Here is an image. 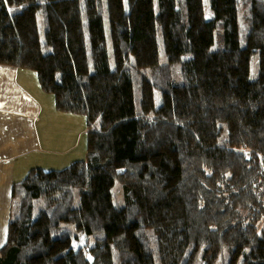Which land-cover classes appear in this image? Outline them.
Returning <instances> with one entry per match:
<instances>
[{
  "label": "trees",
  "instance_id": "trees-1",
  "mask_svg": "<svg viewBox=\"0 0 264 264\" xmlns=\"http://www.w3.org/2000/svg\"><path fill=\"white\" fill-rule=\"evenodd\" d=\"M0 64L90 125L0 264H264V0H0Z\"/></svg>",
  "mask_w": 264,
  "mask_h": 264
},
{
  "label": "crops",
  "instance_id": "crops-1",
  "mask_svg": "<svg viewBox=\"0 0 264 264\" xmlns=\"http://www.w3.org/2000/svg\"><path fill=\"white\" fill-rule=\"evenodd\" d=\"M55 103L52 93L42 89L35 70L0 64V247L8 238L13 185L31 169L52 170L48 164L54 162L64 168L85 158L75 151L85 147L86 118L59 112ZM72 131L74 140L68 134ZM56 149L62 152L52 153Z\"/></svg>",
  "mask_w": 264,
  "mask_h": 264
},
{
  "label": "rangeland",
  "instance_id": "rangeland-1",
  "mask_svg": "<svg viewBox=\"0 0 264 264\" xmlns=\"http://www.w3.org/2000/svg\"><path fill=\"white\" fill-rule=\"evenodd\" d=\"M206 4H207V9H208V0H206ZM112 48V47H111ZM110 56H111V60H112V62H113V55H112V52H111V54H110ZM146 74L148 75L149 73L148 72H146ZM258 75H259V60H258V54H255L253 57H252V60H251V74H250V78L251 79H255V78H257L258 77ZM137 92H138V89H137ZM53 95V94H52ZM54 96V95H53ZM55 98V97H54ZM55 105H56V103H55ZM56 109L59 111V112H64V111H62V110H59L58 108H57V106H56ZM80 115H82L84 118H86V123H87V125H88V128L90 127V125H89V121H88V117H87V115H85V114H80ZM93 126H95V124H93ZM69 135H70V137H71V139H75V136H76V132L75 131H72V132H69L68 133ZM84 134H85V147L83 148V149H79V148H75L76 149V153L78 152V153H80V154H84V156H85V158L87 157V150H88V144L86 143V135L88 134V129H87V131H85L84 132ZM62 152V149H56V150H53L52 151V153H55V154H60ZM81 159H84V158H81ZM74 161V160H73ZM73 161H71L70 162V164L67 166V167H69L70 165H71V163L73 162ZM48 166H50V167H52L53 169H64V168H66V167H64L63 168V166H61L60 165V163H58V162H54V163H49L48 164ZM57 167H62V168H57ZM14 186H15V184L13 185V188H14ZM19 188H21V186H18ZM13 188H12V192H13ZM22 189V188H21ZM12 193H11V200H12ZM17 198H18V196H17ZM12 208V209H11ZM12 210H14V208H13V206L11 205V203H10V207H9V222H10V216H11V213L13 212ZM12 226V225H11ZM10 225H9V228H8V233H7V235H8V238H7V242L9 241V240H12V239H14L15 238V234H16V229H17V227L14 225V226H12L11 227ZM46 234H48L47 232H45V233H42V234H40V235H38L37 236V238H42V237H44ZM6 242V243H7ZM5 243V244H6ZM4 244V245H5ZM1 248V247H0ZM103 256L105 257V261H106V264H112V256H111V254H110V252L108 251V248L107 249H104V252H103Z\"/></svg>",
  "mask_w": 264,
  "mask_h": 264
}]
</instances>
